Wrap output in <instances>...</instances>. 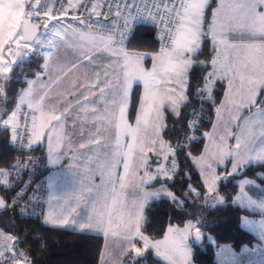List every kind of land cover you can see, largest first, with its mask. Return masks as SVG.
I'll list each match as a JSON object with an SVG mask.
<instances>
[{"label": "snow or ice", "instance_id": "6c2138e0", "mask_svg": "<svg viewBox=\"0 0 264 264\" xmlns=\"http://www.w3.org/2000/svg\"><path fill=\"white\" fill-rule=\"evenodd\" d=\"M213 3L0 0V128L21 151L46 144V160L53 168L73 147L86 154L83 172L63 174L62 179L55 172L46 189L41 182L30 197L27 185L15 192L13 185L19 182L13 171L35 167L43 158L0 168V209L17 218L39 209L46 225L102 232L106 241L111 238L108 254L118 253L117 264H145L151 251L166 264H192L193 248L205 237L202 221L189 213L195 223L169 224L162 239L151 237L143 230L149 202L167 198L183 207L194 194L214 207L225 203L222 182L253 164L264 167V0ZM145 27L159 29L160 47L150 56L130 47ZM209 44L212 55L201 60ZM32 56L44 63L28 77L25 62ZM145 58L151 59L150 68L144 66ZM196 68L205 70L197 76ZM13 81L26 87L15 91L9 87ZM205 104L215 106L216 122L211 132L201 134L210 143L193 155ZM189 107L192 111L185 115L182 109ZM166 113L183 121V139L178 137L175 144L164 139L170 135ZM70 130L78 131V141ZM181 156L200 178V189L189 184L184 197L172 192L175 185L169 183L180 174ZM85 173H91L87 180ZM254 184L240 180L233 203L264 214V189L254 192L256 199L249 195L248 186ZM9 188L15 195L8 194ZM82 205L84 211H79ZM254 224L242 218V227ZM258 227L264 239V220ZM25 242L0 230V264H35L22 248Z\"/></svg>", "mask_w": 264, "mask_h": 264}, {"label": "trees", "instance_id": "16d2710c", "mask_svg": "<svg viewBox=\"0 0 264 264\" xmlns=\"http://www.w3.org/2000/svg\"><path fill=\"white\" fill-rule=\"evenodd\" d=\"M217 0H214L213 6ZM131 48L143 51H156L159 46L154 38L152 28L145 27L136 42L130 45ZM211 45L207 49H203L204 55L200 56L201 60H207L212 55ZM42 59L38 56H32L25 62V75L33 77L41 71ZM205 69L196 68V75L199 76ZM195 87V85H193ZM9 87L15 91L25 87L24 84L13 81ZM135 91V89H134ZM141 92V88H140ZM217 92L219 99L223 97V88L218 86ZM138 96L139 93H136ZM215 106L203 105V111L200 113L201 132L196 133L197 139L193 141L195 148L193 155L202 151L205 139L201 138L204 131L209 130L215 116ZM3 105H0V109ZM185 115L192 111V108L182 109ZM2 115V112H0ZM167 129L170 135H165L166 140L176 143L177 138L183 139L182 133L179 131L183 127V121L175 115L169 116L166 113ZM175 122V124H174ZM33 153L41 154L40 148L36 147ZM187 151V148H185ZM14 149L9 135L0 128V167H7L14 157ZM41 158L43 156L40 155ZM44 160V158H43ZM181 167L178 169L179 175L170 181V185L176 194L183 197L184 192H188V185L193 184L195 188L200 189V180L198 179L197 170L189 167L190 161L185 160L183 156L179 158ZM47 168L39 172V177L46 176ZM198 176V177H197ZM44 178L45 189L47 186V178ZM256 179L259 183L264 184V167L253 164L251 167L243 169L242 175H237L235 179L229 178L228 181L222 182L221 194L225 197L224 205H216L208 207L202 203V198H197L192 194L188 198L183 207H178L167 198L151 201L145 209V222L143 224L144 232L155 238L163 237L167 226L183 225L188 219L195 221L199 218L202 223V231L211 235L214 241V247L221 243L230 244L235 250H240L243 246H252L257 241L255 235L249 230L241 226L242 217L256 216L257 212L242 207L241 205L231 202L235 191L237 190V180L241 178ZM15 187V190L17 186ZM0 192L4 195V186L0 185ZM231 193V196H229ZM8 194L12 196L14 192L8 189ZM47 195L45 198V202ZM37 214L17 218L11 210H0V229L19 235L26 242L22 245L23 249L29 250L30 259L35 264H99L100 255L103 248L104 238L102 235L81 232L76 230L65 229L62 227H54L46 225L42 222V218ZM206 237V235H205ZM204 237V239H206ZM213 241L203 242L205 249L201 245H195L193 251V261L196 264H216L213 252ZM149 258L145 264H166L157 259L153 252L148 254Z\"/></svg>", "mask_w": 264, "mask_h": 264}, {"label": "rangeland", "instance_id": "374dc122", "mask_svg": "<svg viewBox=\"0 0 264 264\" xmlns=\"http://www.w3.org/2000/svg\"><path fill=\"white\" fill-rule=\"evenodd\" d=\"M217 1L219 2V0H217ZM216 4H217V2H216ZM138 51L143 52V53H147V54H149V56L152 53L155 52V51H143V50H138ZM54 55H55V53H54ZM143 63H144V66L145 67L150 68L151 67V64H152V61H151L150 58H145V60L143 61ZM141 91H142V87H141ZM222 99H223V97H222ZM215 122H216V119H215V116H214L213 123L211 124V127L209 128V130H207L208 132H211L212 131V126H213V124ZM208 143H210V142L205 139L204 145L205 144H208ZM229 143L234 144L235 142L234 141H229ZM204 145H203V148H204ZM85 155L86 154H81V155L75 156V159L73 157H70L69 158V161H65L63 163V165L60 168H58L57 170H54V169L50 170L51 175H53L55 172H60L62 174V177H61V179H62L63 178V174H69L70 175V174H73V173L77 172L78 170L81 171V172H83V164H84V161H85ZM196 155H198V154H196ZM223 168H224V166L222 165L221 166V169H220L221 172L223 171ZM53 170H54V172H53ZM228 170L229 171L231 170L230 165H228ZM120 172L121 173L123 172L122 167L120 168ZM197 173H198V176H199L198 170H197ZM90 176H91V173H85L86 180H87V177H90ZM198 179L200 180L199 177H198ZM242 179H248V180H251V181H254L255 182L254 185L248 186V188H251L252 189V191H249V195L252 196L253 199H256L257 198L254 195V192H258L260 189H264V184L259 183L256 179L245 178V177L244 178H241V179H238L237 180V184H238L237 185V190L235 191V193L233 195V198L231 199V202H233L234 197L239 192V181L242 180ZM59 182H60V180L57 181V183H59ZM94 183L95 184H99L100 181L97 179V180L94 181ZM191 185H192V187L195 188V186L193 184H191ZM157 187H158V185H157ZM248 188H246V191L248 190ZM77 190H79V183L78 182H77ZM170 190L175 193V191L173 190L172 187L170 188ZM128 191H130V190H128ZM192 195L194 196V194H192ZM177 196L181 197V195H178V194H177ZM129 199L131 200L132 197L129 196ZM202 203H204V202L202 201ZM208 203L209 204H213L212 201H209ZM225 203H226V201H225ZM225 203H223V204H216V205H224ZM235 204L240 205L239 203H235ZM249 210H251L253 212H257L258 214H256V216H247V215L243 216L242 218H245L246 217L249 221H254L255 222L254 225L244 226V228L247 229V230H249L250 232H252L256 237H258V239H261L260 234H259V227L258 226H259V223L262 220H264V214H261L259 212V210H255V211L252 210V209H249ZM79 211H84V206L83 205L81 206V209H79ZM89 211H90V209H89ZM193 222L195 223V221H193ZM181 226H183V225H181ZM60 227L65 228V229L79 231L78 229H73L72 227H63V226H60ZM167 228H168V226H167ZM167 228H166V230H167ZM88 232L100 234L104 238V243H103V246L104 247L102 248V253L104 255H103V259H102L103 260L102 261L103 262L102 264H117V261L119 260L118 253L117 254H111V255L108 254L109 252H112V248H113V246L111 244V238L109 237L108 240L106 241V239H105V237H104V235H103L102 232H98V231H95V230L88 231ZM205 235H206V237H205L206 239H203L202 245H203V242L204 241L205 242L213 241L211 235H209L207 233H205ZM209 237L211 238V240L208 239ZM162 238L163 237H160V238H157V239H162ZM261 240H262V245L254 246V244H253L251 247L244 246L240 250L239 249L238 250H235L228 243H221V244H219V245H217L215 247H214V243H213V245H212L213 247L212 248H213V252H214V257H215V260H216V264H221V260H234L236 262V264H264V253H261V252H264V239H261ZM106 245H107V252H106ZM221 248L224 249V255L218 256V253L221 252ZM193 251H194V248H193ZM193 251H192L191 260H192V264H196L193 261ZM152 252H153L154 256L157 259H159L160 261L166 263L162 258L157 257L154 251H152Z\"/></svg>", "mask_w": 264, "mask_h": 264}, {"label": "built area", "instance_id": "2783aa9c", "mask_svg": "<svg viewBox=\"0 0 264 264\" xmlns=\"http://www.w3.org/2000/svg\"><path fill=\"white\" fill-rule=\"evenodd\" d=\"M57 2V0H48L49 4H55ZM61 3L64 2V0H60ZM98 3H104V0H97ZM59 6V5H57ZM71 16V14H70ZM75 23V22H73ZM154 31V38L158 43V46L160 47V41L158 39V32L159 29L158 28H152ZM13 148L16 152L14 159L12 160V162L10 163V165H12L13 163H15L17 160H27L29 157H33V158H41L38 154H28V150L24 149L23 151L20 150V145L17 144H13ZM9 165V166H10ZM8 166V167H9ZM4 168V167H3ZM7 168V167H5ZM44 170V163L41 162L40 159H37L35 167H31L29 166V168L23 169L21 170L19 173H17L16 171H13V176L15 177V179L19 182L18 185H13V186H17L15 192H19L21 190V188H24L25 185L28 186V191H27V196H33V191L32 189H35L36 186L38 184H41V182L44 181V176L39 177V172ZM15 192L13 195H15ZM46 195L43 197V200L45 201ZM37 212V210H36Z\"/></svg>", "mask_w": 264, "mask_h": 264}, {"label": "crops", "instance_id": "0c3cea01", "mask_svg": "<svg viewBox=\"0 0 264 264\" xmlns=\"http://www.w3.org/2000/svg\"><path fill=\"white\" fill-rule=\"evenodd\" d=\"M217 4H218V1H217ZM43 63H44V60L42 59V65H43ZM54 72H55V69L53 68V74H54ZM36 75V74H35ZM34 75V76H35ZM33 76V77H34ZM41 85L40 84H38L37 85V87H40ZM25 87H26V85H25ZM142 87V86H141ZM142 91H143V89H142ZM142 91H141V93H142ZM71 136H72V139H73V141L75 142V141H78L79 140V135H78V131L76 132V133H73V132H71V130H70V133H69ZM65 144H66V147H65V151H67L68 150V146H67V141H65ZM35 147V146H34ZM36 147H38V148H40V155L41 156H43V158H44V162H45V164H46V168H47V171H48V174H47V178L51 175V173H50V170H52V169H54V170H57L58 168H60L62 165H63V163L65 162V161H69V158L70 157H73V154H75V156H78V155H81L82 153L80 152V151H78L75 147H73V152L72 153H69V155H68V157L67 158H65V159H62V161H61V163H60V165H59V167L58 168H53L51 165H49L48 163H47V160H46V157H47V145L46 144H43V145H39V146H36ZM54 170H53V172H54ZM46 201H47V199H46ZM90 233V232H89ZM94 234H97V233H94ZM100 235V234H99ZM256 237V236H255ZM257 238V241L256 242H254V246H259V245H262V240L261 239H258V237H256ZM104 247V246H103ZM244 247V246H243ZM249 247H251V246H249ZM249 249V248H248ZM251 249V248H250ZM261 253H264V252H261ZM103 257H102V252H101V255H100V261H99V264H102L103 262Z\"/></svg>", "mask_w": 264, "mask_h": 264}, {"label": "water", "instance_id": "95a60500", "mask_svg": "<svg viewBox=\"0 0 264 264\" xmlns=\"http://www.w3.org/2000/svg\"><path fill=\"white\" fill-rule=\"evenodd\" d=\"M186 194H188V192H184V193H183V197H184ZM0 196H2L1 192H0ZM0 210H3V209H0ZM202 241H203V240H202ZM202 241H201L200 243L196 244V245H201V246L205 249V246L202 245Z\"/></svg>", "mask_w": 264, "mask_h": 264}]
</instances>
